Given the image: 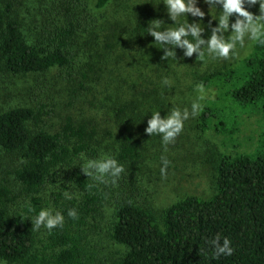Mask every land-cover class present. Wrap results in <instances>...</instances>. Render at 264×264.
<instances>
[{
    "label": "trees",
    "instance_id": "16d2710c",
    "mask_svg": "<svg viewBox=\"0 0 264 264\" xmlns=\"http://www.w3.org/2000/svg\"><path fill=\"white\" fill-rule=\"evenodd\" d=\"M0 3V96L13 99L0 110V259L7 264H264V44L254 42L236 64L203 78L205 86L225 87L241 109L258 112L256 148L223 155L211 197L186 195L158 211L142 203V196L152 194L150 163L165 156L166 146L161 139H139L137 129L144 131L154 109L164 115L166 90L143 87L130 74L117 81L101 49L119 45L113 38L122 32L119 14L128 12V0ZM90 3L104 10L100 17ZM145 11L135 14L138 34L146 33ZM54 68L56 75L48 78ZM30 75L37 77L29 81ZM66 85L68 95L87 90L89 107L82 116L59 110L63 97L57 93ZM225 107L207 102L199 128L237 132L238 112ZM139 117L138 127L133 122ZM80 153L113 154L125 171L115 185L95 182L77 164ZM69 182L78 198L65 200ZM47 206L64 212V226L32 231L30 218L21 216ZM71 207L78 218L67 216ZM217 234L231 240L232 255L213 258L207 241Z\"/></svg>",
    "mask_w": 264,
    "mask_h": 264
},
{
    "label": "rangeland",
    "instance_id": "374dc122",
    "mask_svg": "<svg viewBox=\"0 0 264 264\" xmlns=\"http://www.w3.org/2000/svg\"><path fill=\"white\" fill-rule=\"evenodd\" d=\"M128 3L131 5L128 12L119 14L120 21L118 22L122 32L113 38V41L119 40V45L114 48L101 49L105 51L107 58L110 59V69L117 81L120 80V76L130 74L128 76L136 79V82L143 87L148 85L153 89L155 86L158 88L157 93H161L162 89L166 90L167 107L166 111H163L164 115L172 107V103L180 107L190 105L197 95L195 85L203 83V78L206 75L221 68V66L225 68L236 64L241 58L247 56L253 48L254 42H246L245 47L239 49L237 57L208 60L203 64L196 60L195 54L192 57H183L181 49H176L178 64L174 60L162 59L163 50L158 48L159 45H155L154 38L148 33H136L137 17H135V14L139 10L146 9V15L144 16L148 22L153 19H162L165 24H172L174 22L168 18L165 5L162 2L159 3V0H128ZM198 6L206 13L202 21L205 26V32L202 35L207 38L210 35L208 22L212 18L208 14V5L204 4L203 0H200ZM0 7L4 8L3 3H0ZM89 8L93 9L98 17L104 11L96 9L92 3L89 4ZM249 11L259 14V5L249 8ZM113 13L111 12L110 15ZM188 19L189 22L193 20L201 22L200 18H194L190 14ZM230 19H234V17ZM216 23L215 20H212L213 26ZM113 27L112 22L106 33H110ZM121 68L126 73L122 72ZM57 71L54 68L48 71L46 76L48 78L53 77ZM36 77L30 75L27 80L31 81V78ZM165 77L169 79L170 85L162 83ZM20 80H24V78ZM209 85H204L205 90H214L215 98L208 102L225 105L226 109L238 112V131L233 134L218 133L214 128L202 131L198 126L199 115L186 121L183 131L175 142L165 145L164 157L170 162L166 173L161 175V156L159 154L150 163L151 182H147V184L152 194L146 192V196H142V203L150 208L161 211L186 195H196L203 198L211 197L216 190L215 167L223 155L240 154L256 148L260 131L258 112L252 108L243 110L238 104L232 103L225 93V87H222V85L215 83ZM70 92L69 86L66 85L64 90L57 93V95L61 94L63 97L59 110L63 113L69 110V112H74L76 116H82L85 108L88 109L89 107L88 98L86 97L87 90L78 89L72 95H68ZM30 99L35 101V96L30 95L28 100ZM12 101V97L5 96L2 93L0 96V110L8 107ZM35 103L37 102L35 101ZM108 109L115 116V112L111 108ZM139 121L140 117L133 122L134 125L139 127ZM50 122L51 119H49L48 125H50ZM58 125L51 127L57 128ZM142 126H144V131L137 129L139 139H160L159 135L150 136L145 133L147 122Z\"/></svg>",
    "mask_w": 264,
    "mask_h": 264
},
{
    "label": "clouds",
    "instance_id": "9594fccd",
    "mask_svg": "<svg viewBox=\"0 0 264 264\" xmlns=\"http://www.w3.org/2000/svg\"><path fill=\"white\" fill-rule=\"evenodd\" d=\"M161 2L165 5L168 18L174 23L165 24L162 19H153L145 29L146 33L154 38L155 45H159L158 48L163 50L162 59L177 62L176 49H181L183 57H192L195 54L196 60L203 64L208 60L237 57L239 49L244 48L246 42L264 44V0H203V3L208 5V14L217 22L214 26L212 20L208 22L210 35L207 38L202 35L205 32L202 21L206 13L198 6L200 0H159V3ZM257 4L259 14L249 11V8ZM189 14L200 18L201 22H189ZM232 17L234 19H230ZM162 83L170 85L167 77L163 78ZM195 90L197 95L188 106L180 107L171 101L172 107L165 115H161V110L151 111L145 133L150 136L159 135L164 145L174 143L183 131L185 122L197 117L204 110L206 103L215 98L214 90L206 91L203 83L195 85ZM169 163L166 157H161V175L166 173ZM77 164L88 179L103 184L110 182L115 185L125 171V165L110 153H102L96 158L80 153ZM62 195L65 200L78 198L71 190L70 182ZM28 212H33L30 204ZM67 216L78 218L76 208H68ZM24 218H30L32 231L44 228L51 232L55 228L63 227L65 223L64 212L53 206L42 207L35 215L21 216V219ZM207 243L211 246L213 258L230 256L234 251L231 240L226 236L217 234ZM0 264L7 262L0 259Z\"/></svg>",
    "mask_w": 264,
    "mask_h": 264
}]
</instances>
